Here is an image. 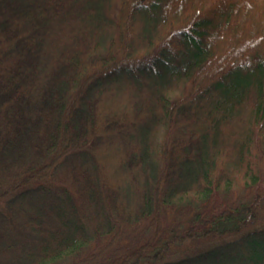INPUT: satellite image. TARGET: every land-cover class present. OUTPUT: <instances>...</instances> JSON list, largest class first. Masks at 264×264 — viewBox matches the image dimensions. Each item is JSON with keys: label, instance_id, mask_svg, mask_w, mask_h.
<instances>
[{"label": "trees", "instance_id": "1", "mask_svg": "<svg viewBox=\"0 0 264 264\" xmlns=\"http://www.w3.org/2000/svg\"><path fill=\"white\" fill-rule=\"evenodd\" d=\"M0 264H264V0H0Z\"/></svg>", "mask_w": 264, "mask_h": 264}]
</instances>
